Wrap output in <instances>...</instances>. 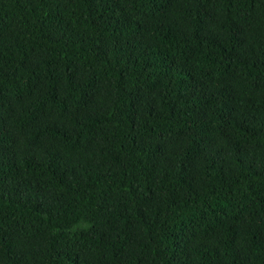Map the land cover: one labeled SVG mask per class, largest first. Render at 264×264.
I'll return each mask as SVG.
<instances>
[{"label": "trees", "instance_id": "obj_1", "mask_svg": "<svg viewBox=\"0 0 264 264\" xmlns=\"http://www.w3.org/2000/svg\"><path fill=\"white\" fill-rule=\"evenodd\" d=\"M0 264H264V0H0Z\"/></svg>", "mask_w": 264, "mask_h": 264}]
</instances>
